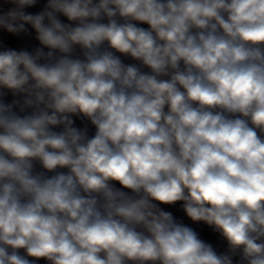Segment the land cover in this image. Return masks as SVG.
Returning a JSON list of instances; mask_svg holds the SVG:
<instances>
[{"label":"clouds","instance_id":"clouds-1","mask_svg":"<svg viewBox=\"0 0 264 264\" xmlns=\"http://www.w3.org/2000/svg\"><path fill=\"white\" fill-rule=\"evenodd\" d=\"M0 264H264V0H0Z\"/></svg>","mask_w":264,"mask_h":264}]
</instances>
